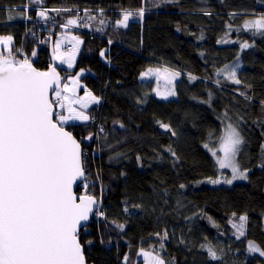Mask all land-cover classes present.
Returning a JSON list of instances; mask_svg holds the SVG:
<instances>
[{"label":"trees","instance_id":"1","mask_svg":"<svg viewBox=\"0 0 264 264\" xmlns=\"http://www.w3.org/2000/svg\"><path fill=\"white\" fill-rule=\"evenodd\" d=\"M141 8L143 18L117 26L125 10ZM259 15L264 0H0V36L11 35L13 55L38 69L51 66L61 32L83 38L75 67L59 71L83 72L85 88L101 98L85 110L89 121L66 125L84 146L87 179L78 193L102 204L100 223L80 233L90 263L125 264L127 257L137 264L143 249L167 264H264L248 247L264 250V33L244 27ZM80 18L86 31L65 27ZM225 66L236 68L240 84L217 75ZM150 67L180 73L174 99L163 100L157 82L141 80ZM229 123L244 138L239 163L248 180L212 184L232 177L205 147L217 146ZM134 171L143 174L126 184ZM209 244L221 260L201 248Z\"/></svg>","mask_w":264,"mask_h":264},{"label":"snow or ice","instance_id":"2","mask_svg":"<svg viewBox=\"0 0 264 264\" xmlns=\"http://www.w3.org/2000/svg\"><path fill=\"white\" fill-rule=\"evenodd\" d=\"M34 2L39 5L42 0ZM48 11L40 10L39 16L47 20ZM52 11L59 13L70 9ZM133 15L143 18L144 9L135 13L125 10L117 26L126 28ZM8 18L13 17L9 15ZM68 26H78L77 20L69 19L65 27ZM244 27L264 33V16L247 21ZM70 39L74 43L68 53L60 51L61 44L54 46L53 60L72 68L82 41L76 36ZM0 47L7 51V55L0 51V264H86L80 242L81 226L90 219L94 208H98L99 201L91 194L77 197L73 191L77 180L87 179L85 153L80 140L66 125L71 121H89L90 116L85 110L100 100L90 91L82 97L78 95L82 87L79 76L62 85L55 65L42 71L34 67L27 57L17 59L13 55L11 35L0 36ZM242 47L250 45L245 43ZM32 55L35 56V52ZM221 74L234 84L241 83L236 68L225 66L217 72V75ZM143 75L162 78L170 86L180 73L165 67L149 68ZM190 79L195 80L196 77ZM156 95L166 100L176 93L172 87H166L162 92L158 86ZM160 126L176 135L168 124L161 122ZM86 139L92 140V136ZM244 143L240 131L229 123L220 137L219 148L209 151L214 157H217V152L223 153L222 157H217V162L221 169H231L232 178L209 180V183L230 185L234 180L248 179L247 170L242 171L237 162ZM260 166L264 167V163ZM239 219L238 231L243 235L247 217ZM117 227L123 230L124 226ZM163 238H167V233ZM248 247L250 252L264 256V250L257 245L250 242ZM201 248L206 249L212 260L222 259L210 244L201 245ZM139 255L147 264H165L159 254L153 255L141 249Z\"/></svg>","mask_w":264,"mask_h":264},{"label":"rangeland","instance_id":"3","mask_svg":"<svg viewBox=\"0 0 264 264\" xmlns=\"http://www.w3.org/2000/svg\"><path fill=\"white\" fill-rule=\"evenodd\" d=\"M262 15H259V16H256L254 19H252V20H255V19H258V18H260ZM130 20V19H129ZM248 30H250L251 32L253 31V32H258L256 29H253V28H247ZM73 36H76V37H79V39H80V41H82L83 42V38H82V36L80 35V34H78V33H76V32H73V31H67V30H65V31H63V32H61L59 35H58V38H57V40H56V42H55V45L56 44H61V48H60V51L61 52H64V53H68L70 50H67V48L68 47H72L73 46V43L74 42H72L71 41V37H73ZM14 43V42H13ZM81 47H82V43L79 45V49H78V51H77V53H76V57H75V61H74V66L73 67H75V65H76V60L78 59V57H79V55H80V52H81ZM0 51H3L4 53H5V55H7V51H6V49H3L2 47H0ZM16 57V56H15ZM17 58V57H16ZM17 59H19V58H17ZM59 64H61L59 61H58V66H59ZM72 67V68H73ZM163 68H165V67H161V69H163ZM169 69V68H168ZM170 71H173V72H175L174 70H172V69H169ZM81 73V72H80ZM80 73H78L77 75H75V76H79V78H80V84H81V86L82 87H80V89L78 90V95L79 96H84L85 95V93L86 92H88V91H90V90H88V89H86L85 88V85H84V83L81 81V76L82 75H80ZM84 74V73H83ZM75 76H71V77H69L68 78V80L66 81V83H69V81L72 79V78H74ZM179 78V76L177 77V78H175L174 79V81H173V83H172V85H170V86H167L166 85V83H165V80L164 79H162V78H159V81L157 82V85H156V89H157V87L159 86V89H160V91H164L165 89H166V87H172L173 89H174V91H175V93H176V81H177V79ZM91 92V91H90ZM92 93V92H91ZM93 95H95L94 93H92ZM96 96V95H95ZM177 96V94L175 95V96H169L168 97V99H166V100H171V99H174L175 97ZM96 97H98V96H96ZM99 98V100H100V103H101V98L100 97H98ZM163 100H165V99H163ZM94 104H90L89 105V107L88 108H90L91 106H93ZM77 108L79 107V105H77L76 106ZM87 108V109H88ZM87 113V112H86ZM88 114V113H87ZM89 115V114H88ZM74 123H83V122H81V121H71L69 124H74ZM228 125V124H227ZM226 125V126H227ZM226 126H225V128H226ZM225 128H224V131H225ZM223 134H224V132H223ZM220 145V141H219V143L217 144V146H215V147H207V149L209 150V149H212V150H216V149H218L219 146ZM242 146V145H241ZM240 149H241V147H240ZM210 152V154H211V151H209ZM212 155V154H211ZM213 156V155H212ZM223 156V153L222 152H217V157H222ZM217 157H214L213 156V158H214V160H215V162H216V164H217V166H218V168H219V170L221 171V172H223V171H229L230 173H231V175H232V172H231V169H228V168H226V169H221L220 167H219V164H218V162H217ZM237 162H238V164H239V166H240V168H241V170L242 171H244V169L241 167V165H240V163H239V154H238V156H237ZM142 174L143 173H140V171H134V172H132V173H130V175H129V177L127 178V180L125 181V183L126 184H128V183H130V182H132V181H134V180H136L137 178H139V177H141L142 176ZM247 174H248V171H247ZM232 178V177H231ZM248 179H246V180H234L233 181V183L231 184V185H233V184H235V183H238V182H245V181H247ZM253 244H255V245H257L255 242H252ZM258 246V245H257ZM259 247V246H258ZM260 248V247H259ZM261 249V248H260ZM262 250V249H261ZM146 251V250H145ZM149 252H152L153 253V255H156V254H159L163 259H164V257L162 256V254H160V253H158V252H154V251H149ZM139 253H140V251L138 252V255H137V260H138V263L137 264H147V262L145 261V258L143 257V256H141V255H139ZM165 260V259H164ZM165 264H167V262H166V260H165Z\"/></svg>","mask_w":264,"mask_h":264},{"label":"water","instance_id":"4","mask_svg":"<svg viewBox=\"0 0 264 264\" xmlns=\"http://www.w3.org/2000/svg\"><path fill=\"white\" fill-rule=\"evenodd\" d=\"M55 46V41L53 40L52 41V48H51V66L52 65H55L56 68H57V71L60 73V76L62 78L61 80V84H65L66 81L68 80V78L70 77L69 73H65V74H62L60 71H59V66H58V61L57 60H53V48ZM32 62V61H31ZM33 63V62H32ZM33 66L36 67L33 63ZM37 68V67H36ZM38 69V68H37ZM38 70H41V69H38ZM42 71H46V70H42ZM54 97V96H53ZM52 97V98H53ZM69 130V129H68ZM74 135V134H73ZM75 136V135H74ZM77 138V137H76ZM78 139V138H77ZM79 140V139H78ZM81 142V141H80ZM81 148H82V151L84 152V146L83 144L81 143ZM85 174H86V177H87V173H86V170H85ZM86 180L85 179H80V180H77L76 184L73 186V191L74 193L77 195V197L79 196H82L80 193H78V188L79 186H81ZM97 208H94V211L92 213V215L90 216V219L87 221V222H84L81 226V231L80 233L83 231V229L89 227L91 225V222H92V218L96 212ZM86 225V226H85ZM81 242V241H80ZM82 244V243H81ZM83 246V245H82ZM83 251H84V256H85V260H86V264H92L88 261L87 257H86V254H85V248L83 246Z\"/></svg>","mask_w":264,"mask_h":264},{"label":"crops","instance_id":"5","mask_svg":"<svg viewBox=\"0 0 264 264\" xmlns=\"http://www.w3.org/2000/svg\"><path fill=\"white\" fill-rule=\"evenodd\" d=\"M76 61H77V60H76ZM137 63H138V61H136V62H134L133 64L127 66V71H128V73H130V74L133 73V71H134V69H135ZM59 67H61V68H66V67H68V66H67V64H59ZM150 68L155 69V68H158V67H150ZM148 69H149V68H148ZM148 69H147V70H148ZM147 70H146L145 72H147ZM145 72H144V73H145ZM144 73H143V74H144ZM143 74H142V76H141V80L144 81V82H149V81L158 82V81H159V78L156 77V76H148V77H144ZM155 92H156V91H155ZM78 94H79V93H78ZM155 94H156V93H155Z\"/></svg>","mask_w":264,"mask_h":264},{"label":"built area","instance_id":"6","mask_svg":"<svg viewBox=\"0 0 264 264\" xmlns=\"http://www.w3.org/2000/svg\"><path fill=\"white\" fill-rule=\"evenodd\" d=\"M84 24H85L84 20L82 18H80L77 21V25L78 26H69V27L74 28V29H79V30L86 31V27L84 26ZM59 25H60V23H59ZM101 206H102V204L100 203L99 206H98V209H97V211H96V213H95V215H94V217L92 219V222H95L97 224L100 223V218L103 215V214L101 215V213H102L101 212ZM110 247L112 248V245H110Z\"/></svg>","mask_w":264,"mask_h":264},{"label":"clouds","instance_id":"7","mask_svg":"<svg viewBox=\"0 0 264 264\" xmlns=\"http://www.w3.org/2000/svg\"><path fill=\"white\" fill-rule=\"evenodd\" d=\"M92 223V222H91Z\"/></svg>","mask_w":264,"mask_h":264}]
</instances>
